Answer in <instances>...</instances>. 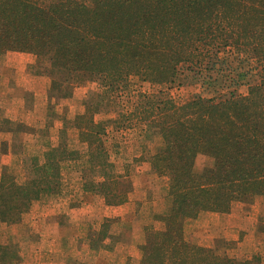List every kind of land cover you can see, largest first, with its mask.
I'll use <instances>...</instances> for the list:
<instances>
[{"label":"trees","instance_id":"trees-1","mask_svg":"<svg viewBox=\"0 0 264 264\" xmlns=\"http://www.w3.org/2000/svg\"><path fill=\"white\" fill-rule=\"evenodd\" d=\"M43 1L0 0V57L38 56L50 65L45 73L54 74L53 85L59 82L50 91L61 97H69L67 79L75 74L98 77L111 96L133 77L169 90L184 70L206 74L211 97L178 104L164 89L153 93L159 100L139 95L126 119L131 127L136 120L146 132L159 133L164 146L151 158L152 167L169 180L170 205L158 216L165 228H145L140 264H261L189 242L184 225L202 212L229 213L236 202L264 198V0H94L91 6ZM254 77L259 84L250 83ZM241 85L246 94L238 91ZM97 114L95 106L85 105L75 118L84 155L52 154L36 169L44 174L23 183L11 172L2 177L3 223L18 224L34 202L60 196L69 161L87 169L101 160L113 168L104 191L126 183L128 174L116 170L106 142L109 124L120 129L123 116L105 125ZM203 156L212 164L199 169ZM129 192L113 195L122 204ZM110 227L104 223L100 234ZM17 253L0 244V264H13Z\"/></svg>","mask_w":264,"mask_h":264},{"label":"rangeland","instance_id":"rangeland-1","mask_svg":"<svg viewBox=\"0 0 264 264\" xmlns=\"http://www.w3.org/2000/svg\"><path fill=\"white\" fill-rule=\"evenodd\" d=\"M44 1L43 3H46L48 0ZM80 1L89 6L94 2V0ZM4 57L5 55L0 57V81H2L1 76H3L1 68L2 65H4ZM38 77L41 78L40 80L49 82L48 94L42 93V95H44L45 98L46 95H48L50 103L46 104L45 99V101L42 102L43 108H41L42 111L47 109L46 122L53 123L47 128L49 137L50 134L55 138L58 136L57 139L60 146L65 144L67 147L64 151L66 156H76L78 153H80L78 155H84L85 150L82 148V144L77 142L78 138L76 136H79V132L75 118L84 113L85 105L95 106L98 112L95 116L96 119L102 121L105 125H107L110 120H115L123 116L120 129H118V126L109 124L107 129L109 135H107L106 142L111 155V161L116 165V170H118V172L123 170L122 167H120L121 165L129 164L127 170H125L126 168L124 169L125 171L123 170V173L128 174L129 177L126 183H121V185L113 184L109 190H102L103 184L111 182V178L115 175V171L101 160H96L90 167H87V169L82 168L80 165L78 166L76 162H71L74 167L64 171V179L67 181L71 179L73 190L76 193L73 199L78 202H86V207L88 208L85 211L93 216L91 217L92 221L90 220L88 222H93L94 225L90 228L87 226V234L100 237L99 242L94 244L96 250L99 244L101 246L104 245L106 237H109L112 233L116 234L112 237L115 239L114 241H120L124 239V236L126 238L132 236L134 231H142L143 226V236L145 228L147 227H152L155 230H163L165 225L158 216L164 215L170 205V200L168 198L169 180L166 177H160L156 174L153 170L151 161V158L163 148V140L157 131L149 130L146 132L145 130H147V128L143 127V125L138 126L136 120L131 122L133 123L132 125H134L131 127L126 119H128V114L134 112L140 103L139 95H148L154 100H159L162 99V97L153 95V93L164 89L167 91V96L178 104L184 103L197 96L211 97L204 83L207 80L206 74L198 75L197 72L184 70L181 72L175 87L169 90L166 86L154 87L149 83L141 82L137 77H133L123 88H120L112 96V93H108L110 90L103 86L102 81L98 77L75 74L67 79V82L70 81L68 103L58 101V93L50 91L51 87L54 86V74L42 72L38 74ZM62 78H66V75L59 78L56 77L57 80ZM57 82L58 81H56L54 87H60L59 82ZM250 83L252 85H257L259 84V79L254 77L251 79ZM41 84L44 85V82ZM44 91H46V89H43V92ZM238 91L241 94H246V85H241ZM128 125H130V127L125 129L124 127ZM60 126L61 129H58ZM142 129L145 133L142 132ZM128 130L132 132V137H130L132 142L129 144L128 148L130 153L124 145L125 140L120 136L122 132ZM113 131L115 132L113 133ZM144 134L146 135L144 136ZM114 141H116V143ZM113 146L115 147L113 148ZM116 147L121 150H114ZM122 150L124 152H122ZM35 152L36 151H34V153ZM133 156L135 162L132 164L131 160ZM142 162L149 163L151 169H146L145 166L142 165ZM29 163L31 164L30 159H28L27 163L28 168ZM14 164L18 168L23 166V164L17 160H14ZM211 164L212 160L205 156L199 157L197 160V167L199 169H203ZM27 165L26 163L24 164L25 169H28ZM16 167L12 173L13 177L17 178V180L22 183L27 177L36 175L39 178L44 174V168L39 169V171L33 170V173H31L30 170L28 175H26L24 171L16 169ZM62 182L63 180L61 179V184ZM127 189L130 190V192L127 193L128 199L126 202L120 204V200L114 197L113 194L117 191L125 193ZM129 199L132 200V203H130ZM128 201L130 204L135 203L136 205L134 204V212L132 211V213L126 214V209L121 210L117 207L126 205ZM103 206L109 207V209ZM131 210L130 207L129 212H131ZM140 210L143 211V215L139 214ZM111 212H117V214H120V217L105 218L103 220L102 216L104 214H113ZM105 221L112 222L113 226L111 230L109 229L100 234L102 230L100 224L101 222L105 223ZM227 222H229V224H241L242 229L232 228L225 230L224 225ZM6 224H8V226L0 232V244L9 246L12 252H20L24 238L26 237V235H24L26 234L25 230L23 228L22 230L24 231H17L20 227L15 226L16 224ZM184 233L185 238L189 242L202 247L211 248L220 256L238 260H256L264 264V198L256 197L252 203L236 202L229 213L202 212L197 218H191L185 221ZM22 236L24 238H21ZM143 243L144 240L139 248L135 250L136 255L141 256V259L143 256L141 250ZM102 250H104V248ZM129 252L131 254V251ZM103 255L108 256L107 252H104ZM76 256L82 260L85 259L84 253H80ZM18 258L17 255L16 262H13V264L19 262Z\"/></svg>","mask_w":264,"mask_h":264},{"label":"crops","instance_id":"crops-1","mask_svg":"<svg viewBox=\"0 0 264 264\" xmlns=\"http://www.w3.org/2000/svg\"><path fill=\"white\" fill-rule=\"evenodd\" d=\"M4 58V65L1 68L3 76L0 81V180L8 172L13 173L16 167L14 160L23 164L20 166L21 168L16 167V169H20L28 175L30 170L33 173V170L35 171L47 163L50 160L49 157L55 156L52 154L64 153L67 148L65 144L60 146L58 136L55 138L50 134L49 137L47 128L53 123L46 122L47 109L45 111L41 109L45 99L46 104L50 103L48 95L46 98L42 95V93L48 94L49 82L40 80L38 74L45 72L50 65L40 63L38 56L30 53L9 52ZM42 82L44 85L41 84ZM43 89L46 91L43 92ZM57 100L68 103L69 99L58 95ZM58 129H61V126ZM128 131L122 132L120 136L125 140L124 145L130 153L128 148L132 142L130 138L132 132L129 134ZM76 137L78 138L77 142H80L79 136ZM114 142L116 143V141ZM114 150L121 149L116 147ZM122 152L124 151L122 150ZM28 159L31 160L29 168ZM134 162L133 156L131 163ZM25 163L28 169L24 168ZM128 165L120 167L127 170ZM142 165L146 169H151L149 163L142 162ZM71 167H74L71 161L63 165L60 196H44L34 202L30 211L23 215L22 221L15 225L20 227L17 231L24 228L26 237H21L24 238V241L21 251H18L19 262L14 264H140L141 256L136 255L135 250L143 242L144 226L142 231H134L132 236L127 238L124 236V239L127 240L114 241L115 239L112 237L116 234L112 233L105 239L104 245L99 244L96 250L94 244H97L98 236L87 234V226L90 228L94 225L93 222H88L92 221L91 217L93 216L85 211L88 208L86 202H78L73 199L76 193L73 190L71 179L69 181L64 179V171L70 170ZM123 170L120 172L123 173ZM36 177V175H32L25 178V181ZM131 201L130 203H132ZM130 203L128 201L126 205H120L117 208L126 209V214L132 213L135 203ZM103 207L109 209V207ZM130 207L131 212H129ZM111 213L113 214H104L103 220L120 217L117 212ZM139 214L143 215V211L140 210ZM105 223H111V230L112 222L105 221ZM103 224L101 222V227ZM6 226L8 224L3 223L0 218V232ZM232 228L242 229V225L229 224V222L224 225L225 230ZM103 248L104 250H102ZM104 252H107L108 256H104ZM80 253L85 254V259L82 260L76 256Z\"/></svg>","mask_w":264,"mask_h":264}]
</instances>
